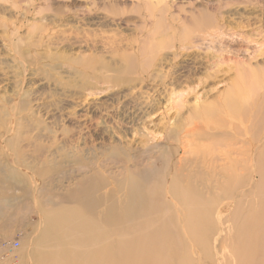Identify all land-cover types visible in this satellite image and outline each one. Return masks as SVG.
<instances>
[{
    "label": "rangeland",
    "instance_id": "1",
    "mask_svg": "<svg viewBox=\"0 0 264 264\" xmlns=\"http://www.w3.org/2000/svg\"><path fill=\"white\" fill-rule=\"evenodd\" d=\"M262 2L0 0V119L17 120L0 135V177L14 179L0 182V264H143L152 249L138 237L158 232L163 264H264V132L191 128L204 94L222 96L264 58V23L254 20ZM229 13L234 25L213 49L225 81L212 93L209 82L176 88L128 73L132 44L138 54L146 46V59L171 52L163 25L197 37L199 20ZM234 140L237 165L212 162ZM127 173L153 177L145 192L155 194L131 219L112 185ZM172 186L183 192L164 196ZM83 188L90 195L74 200ZM38 204L67 213L44 228Z\"/></svg>",
    "mask_w": 264,
    "mask_h": 264
},
{
    "label": "bare ground",
    "instance_id": "2",
    "mask_svg": "<svg viewBox=\"0 0 264 264\" xmlns=\"http://www.w3.org/2000/svg\"><path fill=\"white\" fill-rule=\"evenodd\" d=\"M261 5L262 6L259 7L260 14L255 16L254 20H257L259 17H261V20L264 23V2H262ZM251 6L253 7V10H251L252 12L250 11L251 14L258 12L257 10L259 8L255 4ZM232 14L229 13L226 16L222 14H212L205 19L199 20L201 28L198 30L199 34L197 37H193V33H190L188 31L189 29L184 27L182 29L181 35L179 37L176 35L178 38H175V36L168 35L169 26L166 27L163 25L165 27L164 33L167 35L166 40H164V44H166V48H169L171 52L159 53L155 49L152 52V56L146 59V46H140L138 48V52L141 50V53L139 52L138 54L135 46L132 44V47L130 48L132 53L126 59L128 73L130 72V74L138 75L137 81L140 83L144 82L145 80L149 81L148 78L154 79L159 77V81L162 83V85L167 86L169 84L171 87L176 88L183 87L182 85L186 84L184 88L187 89V85L191 83H197L199 86H202L209 82L207 93H212L215 89L212 88L211 85L214 87L215 85H218V83L220 85L222 81H225L223 79L221 82H217L219 74L222 73V70H220L221 57L220 55L216 54L213 49L217 46V42H219L217 39L223 38L234 25L233 21L231 20ZM209 39L210 41H208ZM262 55L264 57V51ZM255 64L256 65L253 66L251 63L246 71H243V73L241 72V76H239L237 80L234 81L229 89L224 90L222 96L216 97L217 95L215 94L217 92L210 95V97H208L207 94H204V96L201 97L202 102L197 101L198 111L195 113L194 117H197L200 120L198 123L195 120L193 126L191 127L192 129L206 130L209 127V131H214V129L217 127L233 125V131L236 134L246 135V137H249V134H256L259 127L262 129L260 135L264 132V58H262L260 61H257ZM200 75H203V78H200ZM196 99H200V97H197ZM209 100L212 101L209 102ZM26 109V107L23 108V110ZM16 110L18 109H14L13 111ZM219 116L221 120L218 119ZM0 123V135L2 136L8 132L14 133L17 131V120L14 116L12 117L10 123L5 124L3 121H1V119ZM190 131L191 129H188V132ZM18 135H20V133ZM213 136L217 138L220 135L214 133ZM235 137L238 136L234 135L233 138ZM239 144L240 141L238 142V140H234L228 144L225 143L217 151V154L214 155L212 162L217 163L219 160H226L227 162H231V166H236L238 161L237 156L239 155V151L241 149L238 146ZM253 145L254 142L249 143V150L253 149ZM170 148L173 151V146H170ZM6 174V178L0 177V182L13 181L14 183L11 172ZM175 175L179 177L180 180H182V175L181 177L178 173ZM98 177V175L94 176V178ZM142 177L143 176L140 175L127 173L126 180L120 183L112 182V185L115 186L114 188L116 189V194L122 199L128 201L125 206V212L126 215H129V219L137 216L140 213L146 212L152 206H149L148 202L153 199V196L155 195L153 187L150 185L151 193L149 194L145 192V185L150 183V180L153 177L150 179H145ZM231 178H234V176H231ZM21 180V177H16L17 183L21 182ZM183 181H188V179H183ZM91 191V188H83V190L81 189L73 198H75L74 200L84 198L85 196L90 195ZM189 191L193 192L194 190L190 188ZM181 192H183V190H179L178 187L175 188L172 186L170 190H164L163 194L164 196H170V194H181ZM0 200H2L0 202L1 213L6 207L3 206L4 199L2 198ZM94 203L95 202L90 200V206L84 210L93 212L95 207ZM38 206L40 209L39 222L45 226L44 228H54L55 219L67 213V211L61 210L46 214L39 204ZM149 236L152 235H147V237L145 235H140V237H138V239L143 241L141 246L144 249H152V253L148 256L147 260L146 257L148 252L144 256L143 264H163L162 258L159 256V245L162 242L163 234H159L158 232L152 237ZM133 257L142 258L141 255H134Z\"/></svg>",
    "mask_w": 264,
    "mask_h": 264
},
{
    "label": "built area",
    "instance_id": "3",
    "mask_svg": "<svg viewBox=\"0 0 264 264\" xmlns=\"http://www.w3.org/2000/svg\"><path fill=\"white\" fill-rule=\"evenodd\" d=\"M19 248V243H15V244H12L11 245V249L12 250H16V249H18Z\"/></svg>",
    "mask_w": 264,
    "mask_h": 264
}]
</instances>
